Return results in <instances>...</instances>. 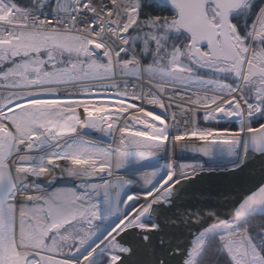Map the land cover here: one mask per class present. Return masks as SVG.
Segmentation results:
<instances>
[{"label":"snow or ice","instance_id":"6c2138e0","mask_svg":"<svg viewBox=\"0 0 264 264\" xmlns=\"http://www.w3.org/2000/svg\"><path fill=\"white\" fill-rule=\"evenodd\" d=\"M186 139L203 159H173ZM254 159L264 0H0V264H264V181L177 217L187 245L165 218Z\"/></svg>","mask_w":264,"mask_h":264},{"label":"water","instance_id":"95a60500","mask_svg":"<svg viewBox=\"0 0 264 264\" xmlns=\"http://www.w3.org/2000/svg\"><path fill=\"white\" fill-rule=\"evenodd\" d=\"M264 181V161L259 159L251 160L235 174L230 171L204 172L197 175L194 181L186 182L180 191L175 205L165 210V218L171 222L178 223L176 216L181 209L192 207L193 212H203L207 216L215 211L226 216L232 210V202L235 200V193L255 188ZM192 215V214H191ZM195 223V221H193ZM214 222V221H213ZM180 227V224H177ZM195 227H188L182 230L176 227L169 229V233L176 243L184 246L189 244L197 231ZM177 258V264H178Z\"/></svg>","mask_w":264,"mask_h":264},{"label":"bare ground","instance_id":"6f19581e","mask_svg":"<svg viewBox=\"0 0 264 264\" xmlns=\"http://www.w3.org/2000/svg\"><path fill=\"white\" fill-rule=\"evenodd\" d=\"M100 141H103V143H100V144H103V145H108V140L106 141V140H102V139H99ZM193 141L195 142V145H197V146H199V144H200V142L199 141H196V140H194L193 139ZM94 142H96V141H94ZM97 143H99V142H97ZM111 146H115L114 144L113 145H111ZM194 155H198V154H195V153H193L191 150L190 151H188V152H186L185 153V156H184V158L183 159H190L191 157H193ZM200 156V155H199ZM178 163H180V162H178ZM56 176V174L55 173H53L52 174V176H49V177H47L46 179H44L43 180V183H45V184H47L48 183V181L49 180H52L53 179V177H55ZM72 183H73V181H71V180H68V179H64V180H58L57 182H56V184L54 185L55 187H71L72 186ZM190 210H193L192 209V207H189V208H185V209H181L180 211H179V213L176 215V216H180V217H183V218H187L188 216H191V211ZM178 221V223L180 224V220L179 219H177ZM174 225H175V227H170L169 229H172V230H174L176 227H178V223L176 224V222L175 221H173L172 222ZM189 226L187 225V224H185V225H181L180 224V227H178L179 228V230L180 229H182V230H185L186 228H188ZM168 229V230H169ZM170 238L171 239H173L172 238V236H170ZM174 240V239H173ZM175 241V240H174Z\"/></svg>","mask_w":264,"mask_h":264},{"label":"built area","instance_id":"2783aa9c","mask_svg":"<svg viewBox=\"0 0 264 264\" xmlns=\"http://www.w3.org/2000/svg\"><path fill=\"white\" fill-rule=\"evenodd\" d=\"M146 107L148 108V110H152V107L153 106L147 105ZM157 113H158V110H157ZM223 123H236V122L233 120V121H230V122H222L221 124H223ZM99 136H100V134H98V133H94L93 132L91 134V138L94 139V141H96V143L97 142L103 143V141H100L99 139H97V137H99ZM102 140H106L107 141L108 138L107 137H104ZM181 143L182 144H185V145H188L189 147L186 148L183 151H181V149L179 147H177V149L175 150V152L172 154L173 159H175L177 163L178 162H194V161L203 159V157L202 156H199V155H194L190 159H187V158L186 159H183L184 156H185V153L191 150L190 146L193 145V144H195V142L193 141V139H186V140L182 141ZM105 146H108V145L106 144ZM158 155L162 158L159 162L160 163H163L164 162L163 157L165 156V154L164 153H159Z\"/></svg>","mask_w":264,"mask_h":264},{"label":"trees","instance_id":"16d2710c","mask_svg":"<svg viewBox=\"0 0 264 264\" xmlns=\"http://www.w3.org/2000/svg\"><path fill=\"white\" fill-rule=\"evenodd\" d=\"M218 127H225V128H230V129H235L236 128V126H234V125H220V126H218Z\"/></svg>","mask_w":264,"mask_h":264}]
</instances>
